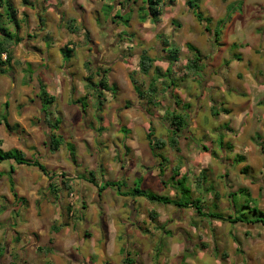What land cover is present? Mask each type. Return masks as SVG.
Masks as SVG:
<instances>
[{"label":"crops","instance_id":"crops-1","mask_svg":"<svg viewBox=\"0 0 264 264\" xmlns=\"http://www.w3.org/2000/svg\"><path fill=\"white\" fill-rule=\"evenodd\" d=\"M10 1L11 3L13 2V0ZM21 1L25 6L30 7V12L35 9L32 0H25V3L24 0ZM243 1L244 0H242V2ZM49 2H51V4L47 8L51 7L54 9L57 23L54 24L52 22L53 14L52 16H47L46 11L45 13L43 12V14L47 17V22L52 24L53 36L44 34L42 37L43 30L41 29H43V25L36 22L40 21L38 20L39 18H37L39 17V15H37L39 12L37 9H35L37 11L36 15L29 14L28 18H20V27L23 26L24 21H26V27L32 31L35 29V23L39 26L35 29L37 31H33L34 33L32 35H27V39L20 37L22 38L20 44L25 45L26 49H29L27 47L28 45L30 47L35 46L37 49L33 50L31 48L29 50L38 56L36 57L30 54L24 58L27 68L32 67L31 71L34 72L28 74V79L23 73H20V77L23 82L27 83L30 89L25 85H21L19 86V90L18 87H16V91L23 93L22 100L25 102L23 103L21 100L19 103V111L24 109V112H21V118L27 117L29 119V123L32 125L30 131L35 134L38 140L40 138L39 135L41 136L42 133L49 137L48 134L51 130L48 124H56L57 128L53 130V132L62 137V142L58 150L54 152L48 151L44 156H41V153L37 155L34 154L35 156H39L37 160L42 163L48 171L55 173L56 176L49 180L43 174L34 176L33 172L24 171L32 173L35 177L34 180H30L29 186L32 185L33 189H27L29 193L28 197L25 195L28 193H24L20 190V176H17V182L14 180V191L18 199L23 198L25 200L23 204L25 203L26 207L22 205L26 208L27 214L23 218L26 221L23 225L25 227L23 228L27 231L20 237L19 232H21V228L16 226L14 222L11 223L9 228H5L4 230L0 225V250L2 251L6 248L8 251H4L11 257L4 263L3 260H0V264H172L171 261L175 260V264H179L180 261H183L184 264H197V246H200L201 251H209V247L206 243L212 239L208 236V224L206 219L202 220L200 214L197 213L196 215V212H192V208L190 207L177 208L172 204L151 202L145 200L144 197L134 194L131 195L129 192L135 186V181H138L141 186L140 189L142 190L150 189L149 191H156V193H158L157 195L163 196L165 193V197L177 199L179 195L177 181L183 177L185 179L184 184L188 185L187 188L189 190L188 196L190 201H192V198L195 199L198 197H200L201 201L211 198L209 192H205L204 195L200 196L196 193V190L195 195L192 196V174L195 176L194 179L198 177L203 178L204 173L209 170V167L211 166L213 168L214 166V160L207 154L208 152H206V150V154L203 155L201 162H195V158L200 155V152L192 148V145L188 142V137L190 135L192 136V134L189 135V132L185 130L187 128H192V109H197V106L200 104L195 105L194 103L196 101L192 103V94H190L189 90L187 91V88L182 84H178L174 89V94H172L175 96L178 106L173 104L174 101L171 99L172 95H170V99L167 98V100H169V106L173 108L174 105V109L171 110L172 113L185 114V121L187 118L189 119V123H186L183 131L178 133L176 137L172 134V129L169 127V122L167 120L169 116H164L167 111V107H165L167 101L161 98L163 94L159 83L156 84L157 92L155 94V100L157 109L153 111V113L155 112L154 116L151 114V110L148 112L150 104L147 100L138 98L132 87L133 93H130V95L132 94V96L136 98L134 99L135 103H133V105L127 107L123 105L122 102H119L116 105L119 110L114 117L107 120V127L103 125V119H101L100 113L98 114L100 115V126L97 127L95 124L94 127L92 126L89 128L85 125V121L89 120L85 111L81 112L83 118L82 115H80V117L73 116L74 112H80L79 107L81 106L78 102L79 98L85 96V77L87 73L85 72L84 64L87 60L85 59L81 69L78 67V78H75V80L73 79L71 84L66 82L61 83V80L64 78L62 72L55 73L51 68L48 70L49 61L44 64L43 57L45 55L41 53L42 50L44 51V40L51 39L52 42L61 41V46L63 45L62 47L67 49L66 45L68 41L74 36L72 33L65 36L63 35L65 34L62 30V27H64L62 24L63 17L59 12L61 8L60 5H62V8H67L71 5V0H49ZM171 3H174V1ZM171 3L169 7H171ZM76 5L78 6L76 9L84 10V13L80 15L84 17L80 24L82 25L85 22L86 26L92 30L93 35L96 34L95 29L98 28V25L95 22L96 18L91 16V0H76ZM91 17L93 19L89 24L86 20H90ZM75 23L78 24L77 22ZM151 23L152 22L147 19L141 24L142 26H147ZM260 25L264 26V23ZM179 27L180 25H178V29L175 33L177 35L180 33ZM7 28L9 29V26H7ZM20 29L21 28H19L18 32H20ZM252 35L258 36L259 34L256 30H253ZM173 40H175V37H173ZM93 42L98 44L95 39ZM225 44H227V42ZM68 47L71 48V45H68ZM67 50L70 51L71 49ZM180 52H182V48L179 49V53ZM70 53H72V51H70ZM162 54L164 55V53ZM2 56L5 57L4 54ZM201 56L202 59L205 57L202 53ZM240 63V58L229 60L228 64L224 66V70L216 75L217 80L215 83H212L211 88L218 91L222 90L226 82H228L226 79L228 71L233 66H238ZM160 68L162 67L160 66ZM250 69L252 70V74L243 73L242 75V72L238 71L236 78L246 86L245 88H247L249 92L251 91L252 94L256 93L255 95L258 94L257 97L254 96L251 102L235 107L234 110L236 109V112H232L222 106L218 107V105H211L215 111H218V114L215 116L216 118L228 121L225 130L227 134H233L234 140L231 144V152L237 155L238 160L242 161V164H240L241 166L238 167V172L245 177L248 176L244 174V171L251 167L247 162L248 158L245 154L253 151L252 144L248 142H254L253 144L257 147L259 146L260 151L264 153V151H262L264 144L261 145L259 143L261 139L264 143V103H262L264 101V74L262 75L260 72L264 70V61L261 64H256V72L254 66H252V68L250 67ZM186 77L191 78L190 73H187ZM79 79L82 81L79 82ZM64 88L67 91V93H65L66 99L57 100L56 96L64 94ZM146 88L147 86L144 89ZM94 90L96 93L100 91L95 88ZM105 91L108 92L107 90H104V92ZM29 92H31V103L27 102L26 98V94ZM102 92L103 91H101V93ZM238 93L242 94L243 91L239 90ZM95 97L102 100L100 101V105L109 111H111V107L115 108L112 104L116 102L111 94L106 96V100L96 94L88 95L86 100L90 104H93ZM70 102L73 104L72 108L71 105H69ZM45 103L49 104L47 109L44 107ZM146 107L147 109H145ZM183 107H188L187 111H185ZM210 109L211 107L208 108L207 111L210 112ZM93 113L92 111L90 115ZM4 119L8 123L6 118L2 120ZM248 119L250 120L249 123H247ZM162 120L165 122L164 125H160ZM120 122L130 124L128 125L130 129L129 135L122 136L117 133V131H119L118 124ZM149 123L153 129L151 136L153 142L157 140L166 141L168 139H175L178 151L165 145L162 148L155 149L154 152L156 156H154L149 148L146 137L149 131ZM72 125L71 131L64 132ZM163 126L168 133H171V136L168 135L167 137L165 134H159L163 130ZM96 127L98 128L97 130L95 129ZM136 128L140 129L138 130L140 135L135 133ZM163 132L164 130L161 133ZM156 135H158V137ZM241 135H244L248 142H242L240 140ZM67 140L71 142L72 148L74 150L78 149V153L83 155V157L85 153L88 152V156L83 158L82 165H80L82 158H76L75 156L71 157V154L66 151L65 143ZM105 140H110L112 142L111 146H101ZM238 140H240V142H237ZM34 142H36V140ZM46 143H48V140L43 143V145L47 147ZM97 143L99 145L98 147L101 146L104 150L98 152L95 148ZM33 144L35 145V143ZM1 145L2 141L0 140V149L3 151L9 150L8 148L4 149ZM15 149L21 150L19 148ZM46 149L48 150V148ZM162 150L167 152L166 158L162 156ZM94 152L97 154H93ZM174 154L178 155L180 159L174 157ZM56 156H59L60 160L62 157H65V159H72V165H69L66 161L59 162L55 158ZM30 157L29 159H32ZM25 158L28 159L26 156ZM225 162V159H221L222 164ZM20 166L21 165H15L13 173L17 172ZM261 166H264V164H261ZM5 170L0 171L4 172ZM262 170H264V168ZM88 172H90V174L91 172H99L100 176H88ZM223 175V177H225L224 180L229 186L228 192L225 195L227 197L226 203L228 204L230 201L229 198L232 199V196L240 192L241 189L230 186L229 175L227 173ZM105 183L118 184L119 187L114 185L103 187ZM243 183L246 192H250L251 195L260 198L261 202H264V172L260 173V177L249 179V181L244 180ZM1 184L2 182H0V199L5 197L6 201L8 200V206H12L10 208L11 210H19V203L16 205L15 199L12 198L10 187ZM6 187L8 191L4 192V188ZM194 187H199V185L194 184ZM52 188L55 190L54 193L51 192ZM166 189L170 191L168 192ZM24 190H26V188H24ZM106 193H109L111 198L109 197L106 199V197H101L102 194ZM215 195H217V193ZM144 202H148L149 205L144 204ZM171 205L173 207H171ZM231 209L235 212H233L230 217H241L242 213L235 210L233 202L229 203V211ZM202 212L206 213L203 208ZM248 212H250V210H248ZM259 212L261 213V210ZM227 213H225L227 216L230 215ZM4 214L5 212L0 214V220L2 219V221L9 217L7 215L5 217ZM262 215H264V213H261V216ZM118 217L122 221L120 225L115 224V219ZM256 217L257 215L254 216V219ZM225 223L227 222H215L213 225L210 224V227L214 228L215 226ZM242 223L244 224L245 222L237 221L232 223L238 226L239 231L242 228V233L237 232L234 235V238L238 241L237 245H235L236 241L233 236L232 240H229L225 237L228 235L223 231L220 241L218 242L215 238V245L211 244L215 248H217L220 243H224L225 246L230 245L233 247L235 254L233 253V249L229 252H220L219 257L222 261L234 259L237 260L236 264H240L238 259L241 256L243 257L242 261L247 258L252 261L261 258L258 256L257 252L260 250L264 251V230L259 231V228L255 227L257 222L245 223L244 225ZM251 225L253 227L250 228L249 226ZM52 226L56 227L55 231H52ZM192 230L198 232L199 241L204 243L196 245V242L192 243L191 239H183L191 235ZM160 234L162 237L159 239L158 237ZM75 235H77V237ZM2 237H8V239ZM10 237L13 239L9 240ZM84 238L89 240L92 247L98 245V252H94L93 249L90 250V258L84 257L80 253V246L85 242ZM155 238L159 244L157 246V257L154 259V248L149 240ZM202 238H204V241ZM3 241L9 243L3 245ZM237 249H239V252L236 251ZM5 252L3 256H5ZM39 252L43 253L42 256H37ZM15 253L18 256L17 258H14V255L12 257V254ZM53 253L55 254L52 256ZM223 256H225V258H223ZM97 258L99 260H96ZM255 263L257 262L253 264ZM261 264H264V262Z\"/></svg>","mask_w":264,"mask_h":264},{"label":"rangeland","instance_id":"rangeland-1","mask_svg":"<svg viewBox=\"0 0 264 264\" xmlns=\"http://www.w3.org/2000/svg\"><path fill=\"white\" fill-rule=\"evenodd\" d=\"M32 1L33 7L40 12H38L37 14L39 15V17L37 18H39L38 20L40 21L36 22L43 25V29H41L43 30L42 37L44 36V34L53 36L54 32L52 24L47 22V17L44 16L45 14H43V12L45 13V11L47 16H52L53 14L54 16L52 18V22L54 24L57 23L54 9H52L51 7L47 8L51 4V2H49V0ZM129 1L91 0V16L96 18L95 22L98 25V28L95 29L96 34L94 35L92 30L86 26L85 22L82 25L80 24L82 23V18H84L80 15L84 13V10L76 9L78 7L76 5V0H71V5H69V7L67 8H62V5H60L61 8L59 12L63 17L62 24L64 26L62 27V30L63 33H65L63 35L65 36L70 33L74 35L66 45V48L71 49L70 51H72V53H70L69 50L64 49V47H62L63 45L61 46V41L52 42L51 39H46L43 42L44 51L42 50L41 52L45 55L43 57L44 64L48 63L49 61L48 70L51 68L55 73L62 72L64 78H61V83L66 82L69 84H71V81L73 79L75 80V78H78L77 69L78 67L80 69L82 68V64L85 59L87 60L84 64V69L87 73L85 80L87 77H90L91 83H97L99 80V74L101 73V71H105L104 75L106 77L108 92H104L103 90V92L99 95V91L96 93L94 88H88L86 86L85 96H81V98H79L78 100L82 108L79 107L80 112H74L73 116L80 117V115H82L81 112L85 111L88 115L87 118L89 119L88 121H85V125L91 128L92 126L94 127L95 124L97 125V127L100 126V115L98 114L101 113L103 125L107 127V120H109L111 117H114L119 110L116 107L119 102H122L123 105L127 107L135 103L134 99L136 98L133 97L132 94L130 95V93L133 92L129 75L132 73L131 78L136 81L141 90L144 89L147 86L148 82L154 77L152 69L149 70L147 74H142L138 71V57L141 51L146 50L149 55L153 57H163L164 55L162 54L163 52L161 49L164 48L167 44H174L178 47V49L182 48V52L179 53V61L172 66L171 75L165 77V83H162L161 81H158V83L163 94L161 98L167 101L165 105V107H167V111L165 112L164 116L167 115V113H169L168 116H170L171 110L174 109V103L172 104V108V106H169L170 104L167 98H169L170 95L174 94V89L178 84H182L185 88H187L186 90H189V93L192 94V103L196 101L194 103L195 105L200 104L197 106V109H192V128H187L185 130L189 132V135L192 134V136H187L189 138L188 142H190L192 148L195 151L200 152V155L195 158V162H201L202 157L204 154H206V152H208L207 154L210 155V157L214 160L213 168L210 166L209 170L204 173V177L200 180L199 187H194L193 180L195 176H193L192 174V196L195 195V190L196 193H198L200 196L204 195L205 192H209L211 194V198L206 199L205 201H201L200 197L195 198L201 201L200 205L202 206L203 210L206 211V213L202 212L200 216L202 220L206 219V222L208 224V236L212 238L208 243H206L209 247V251H201L200 246H197V264H236L237 260L233 259L229 261H222V259H220L219 257L221 251L229 252L232 251L233 247H231L230 245L225 246L224 243H220L217 248L213 247L212 245H215V238L218 242L220 241L222 231L228 235L225 236L226 238L232 240V236L234 238L235 233H242V228L239 231L238 226L232 224L231 222H227L222 225L220 224L212 228L210 227V224L213 225V223H218L220 220L214 217H210L207 214L224 213L223 215L227 216L225 213L229 212L227 214H230L228 216H231L235 211H233L232 209L229 211V203L233 202L235 205V210L242 213V219L250 221L254 220L255 213L253 210L256 208L257 212L259 213L257 214V218H259L260 220H264V215L261 216V213H264V202H261L260 198L251 195L250 192H246L243 187L244 180L249 181V179L260 177V173L264 172V170H262L264 166H261V164H264V153L260 151L259 146L257 147L255 146V144H253L254 142L251 143V141H246L244 135H241L240 140L242 142H248L252 144L251 146L253 147V151L251 153L245 154L249 160H247V162L251 166L244 171V174H246V176L248 177L241 175L238 172V167L241 166L240 164H242V161L238 160L237 155L231 152V144L234 141L233 134H227L225 130L228 121L218 119L215 116H211L210 112L207 110L212 106L218 105V107L222 106L223 108H227L232 112H236L237 110H234L235 107L241 106L244 103H249L252 101L254 96H258V94L255 95L256 93L252 94L251 91L249 92L248 89L245 88L246 86H244L242 82L236 78V75L238 71L242 72V75L243 73L252 74V70L250 69V67L252 68V66H254V70L256 72V64H261L264 61V26L260 25L264 23V0H244L243 2L242 0H198L199 11L201 12L202 16L208 20V24H205L206 22L204 21L199 22L195 19L192 12L185 7L186 0H164L165 4L161 7L163 11V14L161 16L162 20L158 23H151L147 26H142V22H140L138 19L137 9L141 5V1ZM172 1H174V3H171ZM12 3L16 9L17 19L19 18L20 20V18H28L29 14L36 15L37 11L34 9L30 12V7L25 6L21 0H13ZM170 3L171 7H169ZM114 15H118V17L115 18ZM92 19L93 18L91 17L90 20H85L90 24V22H92ZM126 19H129L128 23L125 22ZM220 19H224L225 24L224 26H220L217 29L216 22ZM113 20L115 23H112ZM74 21L78 24H76ZM178 25H180V33L177 35L175 33L178 29ZM8 26L9 30L13 32V27L11 25ZM38 27V24L35 23L34 28L36 29ZM20 28V32L17 31L18 36L24 37L25 39H27V35H32L34 33L33 31H37L35 29L33 31L28 29L26 27V21H24L23 26H21ZM216 30L218 31L217 37L214 36ZM253 30H256L260 36L252 35ZM173 37H175V40H173ZM94 39L98 44L93 42ZM226 42L227 44H225ZM186 43L194 45L205 56L203 59L201 58L202 60L199 64L201 70L197 73H195V71L192 72V74H190L191 78L186 77L187 73H185L186 71L185 69H183L186 60L192 56V54L185 47ZM68 45H71V48H69ZM27 47L29 49L32 48L33 50L37 49L35 46L30 47L28 45ZM29 49H26L25 45L23 44L13 45L11 49L12 60L10 64L3 66L0 70V140L2 141L1 146L4 149L19 148L24 152L23 154H25L28 159L30 156V158L32 159H37L39 158V156H35L34 154L37 155L38 153H41V156L47 154V147L43 145V143L48 140V137L47 135L42 133L41 136L39 135L40 138L38 140L35 134L31 133L30 128L32 125H30L29 119L27 117L21 118V112H24V109H22V111H19V103L23 99V93L16 91V87H18L19 90V86L21 85H25L30 89L27 83L23 82L20 77V73H23V75H25V77L27 76L26 78L28 79V74L34 72L31 71L32 67L27 68L25 64L26 60H24V58H26L30 54L36 57L38 55L32 53V51L30 52ZM236 57L241 59V63L238 66H233L228 71L226 75V79L228 82H226L224 88L220 91L213 90L211 87L212 83H215L217 80L216 75L220 74V72L224 70L223 68L226 62ZM2 59H5V57L2 56ZM155 64L159 67L161 66V69L164 70L167 67V64L162 61H157L154 63V65ZM260 72L262 75L264 74V70H261ZM78 81L81 82L82 80L79 79ZM85 82L87 85V80ZM172 82L174 86H171ZM239 90H242L243 93H238ZM63 93L64 94L56 96V99H66L65 93H67V91L65 90V88ZM95 94L100 96L104 100H106V96L108 94H111L114 101L116 102L112 104L113 106H115V108L111 107V111H109L108 109L100 105V101L102 100L97 97H95L94 103L90 104L86 100V98L88 95ZM26 98L27 102H32L31 92L26 94ZM56 99L55 101L57 102ZM23 101L24 100H22V102ZM69 105H71L72 108L73 104H71V102ZM44 107L45 109H47L49 107V104L45 103ZM183 108L185 111H187L188 109V107ZM145 109H147V107ZM148 109V112L151 110V114L154 116L155 112L153 113V111H155L157 107L150 104ZM92 111L94 113L90 115ZM3 118H6L8 124L11 126L9 130L5 128L4 120H2ZM249 121L250 120L248 119L247 123H249ZM186 123H189L188 118L186 119ZM164 124L165 122L162 120L160 122V125ZM128 125L130 124L120 122L118 124L119 131H117V133L121 134L122 136H125L127 134L129 135L130 129ZM72 127L73 125L64 132L71 131ZM97 127L95 128L96 130L98 129ZM150 127L151 125L149 123L148 128ZM138 130L140 129L136 128L135 133L140 135V132ZM163 130L164 132L161 133ZM163 130H159L161 131L159 134H165L167 137L168 135L171 136V133H168L164 126ZM156 136L158 137V135ZM35 140L36 142H34ZM240 140H238L237 142H240ZM23 142L25 143V145ZM33 143H35V145ZM259 143L261 145L264 144L262 139ZM111 144L112 142L110 140H105V142L102 143L101 146H111ZM98 146L99 145L97 143L95 148L98 152L104 150L101 146ZM65 149L69 154H71V157L75 156L76 158H82L80 165L83 164V158L85 156H88V152H86L85 156L83 157V155H80L78 153V149L74 150L69 140H67L65 143ZM262 151H264V146L262 148ZM161 153L164 157L167 154V152L164 150H162ZM93 154L96 155L97 153L94 152ZM174 157L180 159V157L176 154H174ZM55 158L59 162L66 161L69 163V165H72V159H65V157H62L63 159L61 158L60 160L59 156H56ZM221 159H225L226 162L222 164ZM9 164V162H2L0 164V170L7 169L4 172L0 171V182H2L1 185L10 187L8 174ZM24 171H31L33 172L34 176H39L41 172L35 167L21 165L20 169L17 170V172L11 174L10 178L13 182L14 180H16L17 182V176H20V190H22L24 193H28L27 189H33L32 185L29 186L30 180H34L35 177L32 173ZM224 173H227L230 177V186L241 189L240 192L232 196V199L229 198L230 201L228 204L226 203L227 197L225 195L228 192L229 186L227 185L228 183L224 180ZM90 175H94L95 177L100 176L99 172H91V174L90 172H88V176ZM135 182V186L141 188L139 182ZM187 186L188 185H185L186 188ZM24 188H26V190H24ZM149 190L150 189H148V191ZM166 190L168 192L170 191L169 189ZM7 191L8 188H4V192ZM150 192L158 194L156 193V191ZM216 193L217 195H215ZM25 195H27L28 197L29 193ZM164 195L165 193L163 194V196ZM101 197H106L107 199L109 197L111 198V195L109 193H106L102 194ZM182 197L184 198L182 201L189 200L188 195L182 196V194H180L179 192L178 198L182 199ZM144 199L147 200L146 198ZM5 201V197H2L0 199V214L5 212V217L6 215L9 217L4 221H2V219L0 220V225L2 226L1 228L3 230L5 228H9V226H11V223L14 222L16 226L21 228V232H19V235L21 237L23 233L27 231L23 228L25 227L23 225L26 222L23 218L27 214L26 208L23 207V205L26 207L25 203L23 204L25 200H21V198H15L16 205L17 203H19V210L15 211L10 209L12 206H8V200L6 202ZM144 204L149 205L148 202H144ZM171 207L173 206L171 205ZM246 208L250 210V212H248ZM260 210L261 213L259 212ZM192 212L195 213L196 211L192 208ZM121 222L122 221L121 219H119V217L115 219L116 225H120ZM249 227L251 228L253 226L251 225ZM255 227L259 228V231L264 230V227L260 222H257V225ZM75 236L77 237V235ZM161 237L162 235L160 234L158 238L160 239ZM11 239L13 238L10 237L9 240ZM183 239H191L192 243L196 242V245L199 243H204L199 241L198 232H195L194 230H192L191 235H188ZM84 240L85 242H83V244L80 246V253L84 257H89L91 249H93L94 252H98V245L92 247L87 238H84ZM150 240L149 242L154 248L153 257L155 259L157 257L156 253L158 252L157 246L159 242L156 238ZM202 240L204 241V238H202ZM3 242V245H7V243H9L6 241ZM237 243L238 241L235 242V245H237ZM4 250L6 252L8 251L6 248ZM4 250H0V260H3V263L11 258L10 255ZM236 251L239 252V249H237ZM4 252L5 256H3ZM263 252L264 251L262 250L257 252L258 256L261 258L256 259V261L249 260V258L242 261L243 257L241 256L238 259V262H240V264H253L254 262H257L255 264H261L262 262H264ZM233 253L235 254L234 249ZM42 254L43 253L39 252L37 256H42ZM54 254L55 253H53L52 256ZM13 255L14 258L18 257L16 253L12 254V257ZM223 258H225V256H223ZM96 260L99 259L97 258ZM175 262L176 260L171 261L172 264H175ZM179 264L184 263L183 261H180Z\"/></svg>","mask_w":264,"mask_h":264},{"label":"trees","instance_id":"trees-1","mask_svg":"<svg viewBox=\"0 0 264 264\" xmlns=\"http://www.w3.org/2000/svg\"><path fill=\"white\" fill-rule=\"evenodd\" d=\"M137 1L138 0H134L133 2H137ZM140 1H141V5L137 9L139 21L144 22L145 20L148 19L154 24L160 22L161 16L163 14L161 7L164 6L165 4L164 0H140ZM24 3H25V0H24ZM185 5L192 12V14L194 15L197 21L199 22L204 21L206 22L205 24H208L207 23L208 20L205 19L202 16L201 12L199 11L198 0H186ZM0 9H1V12H0V70H1L3 66L10 64L12 60V53H11L12 46L20 44L22 41V38H20L17 33V31L20 28L21 20L17 19L16 9L11 3V1L10 0H0ZM114 17L117 18L118 15H114ZM128 20L129 19H126L125 22L128 23ZM112 23H115L114 20L112 21ZM216 24H217L216 28L218 29L220 26H224L225 20L220 19L216 22ZM8 25H11L13 27L14 29L13 32H11L7 28ZM217 32L218 31L216 30L214 33L215 37H217L218 35ZM185 47L192 54V56L186 60L183 69H185L186 71L185 73L192 74V72L194 71L195 73H197L198 71L201 70L200 65H199L202 60L201 53L195 46H193L190 43H186ZM161 50L164 53L163 57H151L148 55L146 50H142L141 53L139 54L138 71L142 74H147L149 70L152 69L154 73V77L148 82L146 89L141 90L140 86L136 83V81L131 78L132 73L129 75V78H130V81H131V84H132V87L134 89L136 96L138 98H144L145 100H147L149 104L153 106H156L157 104L155 101V94L157 92L156 84L158 83V81L165 83V80H164L165 77L171 75L172 66L179 59V49L174 44H169V45L167 44ZM3 54L5 55V59H2ZM233 59H239V58L236 57ZM157 61H162L167 64V67L165 68L164 71L159 66L154 65V63ZM227 64L228 62L225 63V65ZM104 74H105V71H101V73L99 74V80L97 83H91V78L87 77L86 86L88 88L92 87L97 90H100L99 92L97 91L99 95L101 91L108 90L106 77ZM171 86H174L173 82L171 83ZM172 98H173L174 104L178 106V102L175 100L176 99L175 96H172ZM262 103H264V101ZM170 113L171 115L167 119L169 122L168 124H169V127L172 129V134H174L177 137V134L181 133L186 126V121H185L186 116L185 114H174L172 112ZM210 114L211 116H216L218 114V111H215L211 107ZM167 115H169V113H167ZM4 126L8 130L11 128L9 124L5 121V119H4ZM48 127L50 128L51 132L48 134L49 136L48 143L46 144H47L48 151L54 152L58 150L62 142V137L53 132V130L57 128L56 124H48ZM151 136H152V128L150 127L148 133L146 134V137L149 143V148L154 156H156L154 150L158 148H162L165 145H168L170 148L174 149L175 151H178V148L176 147L175 139H168L166 141L157 140L153 142L151 140ZM2 162L10 163L8 167L10 193H11L12 198L14 199L15 198L18 199V197H17L16 192L14 191V182L12 181L10 177H11V174L14 172L15 165H27V166L35 167L41 172V174L46 176L49 180L53 179L56 176L55 173H51L50 171H48L46 167L42 163H40L37 159H32V160L26 159L23 152L15 148L9 149L7 151H3L0 149V163ZM0 176H1V173H0ZM201 179L202 178H199V177L195 178L194 184L199 185ZM184 180L185 179L182 177L180 180L177 181L178 186H179L178 191L180 192V194H182V196H187L189 194V190L188 188L185 187ZM109 185H114V186L119 187L118 184H111V183H105L103 187L109 186ZM51 192L54 193L55 190L52 188ZM129 194L131 195L134 194L137 196L144 197L151 202L172 204L177 208L190 207V208H193L196 211V213L202 214V206L200 205L201 201L198 199H195V200L192 199V201L190 200L182 201L184 199L183 197L182 199H179V198L169 199L165 196L157 195L148 190H142L140 189V187H137V186H134L129 192ZM21 200H24V199L21 198ZM253 211L255 215L259 214L256 208ZM207 215L210 217H214L220 221H225V222H231V223H234L237 221L245 222V223L260 222L264 226V220H260L259 218H257L258 216L254 220L250 221V220H244L240 216H236L232 218L230 216H224L223 214H207ZM55 230H56V227L52 226V231H55Z\"/></svg>","mask_w":264,"mask_h":264},{"label":"clouds","instance_id":"clouds-1","mask_svg":"<svg viewBox=\"0 0 264 264\" xmlns=\"http://www.w3.org/2000/svg\"><path fill=\"white\" fill-rule=\"evenodd\" d=\"M4 239H8V237H4Z\"/></svg>","mask_w":264,"mask_h":264}]
</instances>
